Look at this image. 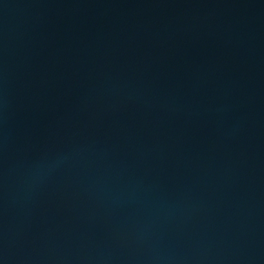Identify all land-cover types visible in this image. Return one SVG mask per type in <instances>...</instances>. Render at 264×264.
Segmentation results:
<instances>
[{
	"label": "water",
	"instance_id": "obj_1",
	"mask_svg": "<svg viewBox=\"0 0 264 264\" xmlns=\"http://www.w3.org/2000/svg\"><path fill=\"white\" fill-rule=\"evenodd\" d=\"M0 264H264V0H0Z\"/></svg>",
	"mask_w": 264,
	"mask_h": 264
}]
</instances>
